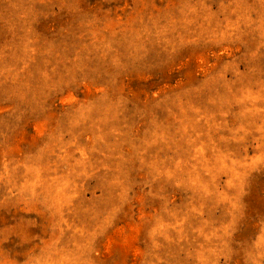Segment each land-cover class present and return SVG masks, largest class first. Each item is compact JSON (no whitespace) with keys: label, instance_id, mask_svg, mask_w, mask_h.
Masks as SVG:
<instances>
[{"label":"rangeland","instance_id":"374dc122","mask_svg":"<svg viewBox=\"0 0 264 264\" xmlns=\"http://www.w3.org/2000/svg\"><path fill=\"white\" fill-rule=\"evenodd\" d=\"M0 264H264V0H0Z\"/></svg>","mask_w":264,"mask_h":264}]
</instances>
